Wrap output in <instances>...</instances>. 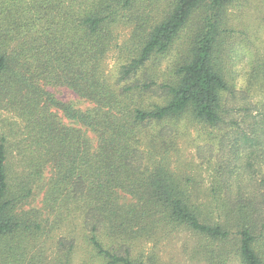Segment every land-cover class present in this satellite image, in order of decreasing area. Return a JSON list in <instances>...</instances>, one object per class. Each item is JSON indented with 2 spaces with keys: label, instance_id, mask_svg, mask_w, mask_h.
<instances>
[{
  "label": "trees",
  "instance_id": "trees-1",
  "mask_svg": "<svg viewBox=\"0 0 264 264\" xmlns=\"http://www.w3.org/2000/svg\"><path fill=\"white\" fill-rule=\"evenodd\" d=\"M232 2L0 0V112L21 123L13 140L0 133V264H72L79 251L83 264H143L136 248L180 227L221 245V264L231 244L239 264H264V104L226 109L216 68ZM122 21L132 32L117 45ZM51 88L93 107L75 109ZM187 117L230 123L239 163L221 187L202 191L168 168ZM40 193L41 208L31 207Z\"/></svg>",
  "mask_w": 264,
  "mask_h": 264
},
{
  "label": "rangeland",
  "instance_id": "rangeland-1",
  "mask_svg": "<svg viewBox=\"0 0 264 264\" xmlns=\"http://www.w3.org/2000/svg\"><path fill=\"white\" fill-rule=\"evenodd\" d=\"M156 1L160 2V8L166 2ZM205 16H207L205 8L199 9L193 14L191 22L199 26ZM220 22L222 47L215 57L216 68L228 84L225 96L226 109H260L264 104V0H233L222 10ZM131 32L132 26L122 21L115 27L116 44H123ZM116 55V51L113 50L104 62L107 73L111 75L115 74ZM175 55L176 52H172L167 57L161 66L162 71L171 64ZM49 92L61 102L70 103L75 109L85 111L93 107L66 88H51ZM57 112L62 123L75 125L66 119L61 111ZM237 114H229L228 119H237L240 122ZM20 125V121L14 116L0 112V133L6 134L10 140L14 139L15 134L12 128L20 129ZM177 127L180 129V135L175 140L174 149L166 156L170 171L195 181L196 186H199L197 188L202 191L221 187L220 181L223 183L233 173L234 166L239 163L236 161L235 151L228 145L230 123L207 127L187 117L178 123ZM88 136L95 141L93 134L88 133ZM229 187L234 191L233 186L229 184ZM221 189L220 192L226 190ZM42 199L43 195L38 194L31 207L41 208ZM56 235L57 233H54L53 239ZM52 241L48 243L49 247ZM221 247L180 227L164 234L157 243L151 242L136 248L132 254L143 264H221L218 259ZM224 248L227 250L225 264H239L233 244ZM52 253L53 248H48L46 254L49 261L53 259ZM74 255L72 264L84 263L82 258L86 255L82 251Z\"/></svg>",
  "mask_w": 264,
  "mask_h": 264
}]
</instances>
